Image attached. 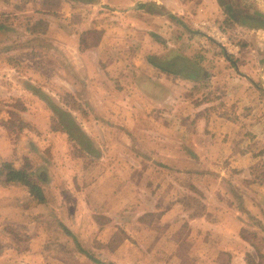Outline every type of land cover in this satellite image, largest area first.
I'll list each match as a JSON object with an SVG mask.
<instances>
[{"label":"crops","instance_id":"1","mask_svg":"<svg viewBox=\"0 0 264 264\" xmlns=\"http://www.w3.org/2000/svg\"><path fill=\"white\" fill-rule=\"evenodd\" d=\"M55 1L58 5L51 6V18L57 22L62 18L68 19L63 24L70 25L67 31L63 26L60 29L59 25H53L58 31L56 41L67 44L73 41L78 44L69 46L58 43L60 46H57V52L61 53L63 61L52 63L51 67L55 71L49 83L51 87L58 84L72 95L76 87L84 89L82 104L90 108L82 111L78 119L74 118L73 111L67 107L64 109L72 114L85 136L90 137L91 142L100 149L99 159L92 163L96 166L95 172L91 171L88 178L82 175L83 172L76 173L71 169L78 168L75 164L66 163L67 168L62 167L65 170L62 173L58 172V165L62 163H49L40 159L34 170L40 171L44 180L38 182L45 199L42 204L36 203L26 192L21 196L9 190L11 187L21 188L20 184L6 185L0 182V218L16 223L21 222L26 213L32 215L31 210H41L39 213L43 214L44 208L52 212L61 207L69 214V223L67 227L64 225L68 231L78 233L82 230L83 233H90L94 228L91 227L92 222L100 224L95 222L96 219L103 220L136 208L137 216L153 218L149 224L151 227H148L147 233H151L148 241L146 244H133L128 239L118 237L110 249L113 251L106 252L107 244H103L101 237H98L95 245L102 259L108 257L114 264H264V227L261 226L264 212H261L254 189L250 187L255 185L251 177L257 163L255 155L259 152L264 154V141L260 135L262 132L246 127L254 123L252 120L255 116L243 114L241 117L238 113L230 116L214 112L216 109L211 107L213 102L207 107L204 105L207 101H202L199 96L187 95L190 89L197 93L205 87L197 86L196 81L180 75L161 72L147 61L148 57L156 56L163 57V63L168 62L172 59L170 56L174 54V49L184 48L179 44L174 45L167 36L172 29H168L172 20L178 21L170 15H182L185 23H194L200 18V15L196 16L199 10L196 8H203L207 1L96 0L90 5L54 0L51 3ZM41 2L36 0L32 5L38 8ZM212 2L208 0V5L215 11L216 6ZM82 5L99 8L100 12L94 13L103 14L106 19H101L110 24L114 23L110 22V18L115 21L130 19L133 24L141 18L146 21V25H143L147 32L141 34L140 39H135L141 45L133 49L128 66H118V57L122 53L103 51L107 49L104 46L108 42L107 36L104 37L105 42L99 34L95 43L88 38L90 35L87 29L97 15L92 17L84 9L81 13L83 18L78 23L73 7ZM28 6L26 0H0V13L2 10L3 13L17 10L13 11V15L21 17L22 9L27 10ZM189 8L191 11L187 12ZM102 10H110V15ZM184 12L188 16L183 15ZM206 19L210 18L206 16ZM74 21L78 23L77 26ZM141 24L142 21L138 29ZM80 27L86 32L77 33ZM132 32H127V37L134 39L135 34ZM119 34L123 33L118 32L114 37H120ZM179 38V42L189 48L182 54L184 57L178 54L180 61L197 59L203 69L212 72L210 81L219 88L216 95H220L222 90L227 91L236 109H247L255 105L261 93L254 87L250 75L241 72L240 67H234V73L226 74L217 71L220 70L217 66L213 68L210 56H214V60L220 58L211 50L209 53L207 39L201 35L188 33ZM245 50L239 48L236 56L240 57ZM190 52L195 54L194 59ZM245 55L242 61L250 60ZM220 56L225 58L223 54ZM254 58L259 60L257 55ZM263 67V63H258L257 70L260 72ZM128 71L132 74L129 78L124 76L126 84L123 85L115 73ZM111 78L118 79L120 86L111 87ZM124 86L127 89L126 97L121 95ZM92 87L100 90L99 96L92 92ZM6 89V82L0 81V102L4 105L9 96L13 95L7 93ZM23 94L27 95L26 92ZM52 95L55 96V93ZM92 105H97L98 110ZM91 109L96 116H93ZM7 115L3 108L0 109V121L7 120ZM93 121L98 124L96 127ZM4 131L8 129L0 124V134L4 135ZM56 132L62 134L68 144L74 143L68 135ZM241 134L246 139H243L240 147L232 146V139ZM110 136L114 138V147L131 156L125 158L120 155L121 158L106 160L108 155L103 150L108 147L107 137ZM249 138H253L252 143L258 144L252 146ZM15 148V139L12 142L4 138L0 142V161L11 162ZM87 179L90 181L85 183ZM231 190L238 193L236 200ZM263 195L264 192L258 194L262 201ZM23 200L28 203L20 205ZM248 216L254 217L261 228L249 230ZM40 246L41 250L33 256L38 259V264L54 263L53 255L46 258L42 250L43 242ZM90 247L88 245L87 248ZM140 248H146L142 257L137 252Z\"/></svg>","mask_w":264,"mask_h":264},{"label":"rangeland","instance_id":"2","mask_svg":"<svg viewBox=\"0 0 264 264\" xmlns=\"http://www.w3.org/2000/svg\"><path fill=\"white\" fill-rule=\"evenodd\" d=\"M35 1L36 0H26V4L29 6L27 7V10L22 9L21 17L13 15V11L17 10H12V13H3L2 10V13H0V66L5 67L0 68V81L6 82L7 93L9 92L10 94H13L6 100L5 105L3 102H0V109L3 108L4 111L9 114V116L7 115V120L0 121V124L2 126L4 125V127L8 129V131H4V135L0 134V142H2L4 138H9L12 142L14 139L16 140V148L13 158L11 162L8 163H12L16 168H21L26 172H31L34 170V166L36 167L38 165L40 159H45L49 163L51 161L54 163H62V165H58V172L62 171V173H65L64 169L67 168L65 165L66 163L75 164V166L79 169L75 167L71 169H73L76 173L78 171L83 172L82 175L85 174L84 177L88 178L91 171L95 172L94 169L96 166L92 163L99 159L100 149L92 142L95 148V153L88 154V157L86 155L87 153L82 151L81 146L78 143L79 141H74V143L77 142L78 144H68L62 134H59L54 130L56 122L52 120L53 111L49 106L50 101L47 102V98H50L52 99V103L56 104L63 110L67 107L69 110L74 112L73 116L76 119H78V115H81L80 113L82 111H85L86 108H90L88 105L84 106L82 104V100H84V89L80 90V86L74 89V92H72L74 95H72L70 91H65L66 89L63 90V88L59 87L58 84L53 83L54 87H51L49 83L51 81V77L54 76V74L52 75V72L55 71V69L51 67L52 63H55L56 60L61 62L63 61L61 53L57 52V46H60L58 43L61 45L67 44L56 41L55 35L58 31L55 27L59 25L60 29L65 27L67 31V26L70 25H67V23L63 24L64 22H67L68 19L62 18L59 22H57V20L51 18V6H57L58 2L55 1V3H51L54 2V0H40L42 1L40 3L41 5L37 8L32 5ZM204 1L207 2L204 3L203 8H199V6L196 8V10L199 9L197 10L198 12L196 16L200 15V18L204 16L205 19L206 16L210 18L211 20H208L219 26L223 32L227 36H230V38L240 48H246V50L241 52L242 55L240 57H238L239 55L236 57L228 55L225 53V49H223L220 44L196 31L192 26L193 23L188 20V22L185 23L182 15L181 17H177V15L171 14L170 17L177 18L178 21H175V19L172 20L170 23L171 27L168 28L172 29L170 33H167V36L172 39V43L174 45L179 44L184 48L174 49L175 52L174 54H171L170 57L172 60H177V63L179 64L181 62L179 56L184 57L182 54L189 49L182 45V43L178 40V38L184 34L187 35L188 33H197L207 39L206 43L209 44V51L211 50L212 52H215L220 58V60L215 59V61L213 59L214 56H210V62L214 64L213 68L217 66L220 69L217 71H221L223 74H226L230 72L234 73V67H240L241 72L244 74L247 73L246 75H250V77L254 80V87L258 88L261 94L258 96L259 98H257L255 105L247 107V109H236L237 107L231 101L227 91L222 90L220 95H216L219 88L215 87L216 85H214V83H211L212 81L210 80L213 74L212 72H208L209 76L205 79L204 83L197 84V86L200 85V87L205 88L202 90L200 89V91L198 90L197 93L195 90L190 89L187 95L192 97L193 95L199 96V99L202 101H207L204 103L207 107H210V103L213 102L211 106L212 109H216L214 112L218 111L220 114H230V116H232L233 114L238 113L241 117L243 114L255 116V119L252 120L254 123L252 122L248 124V126L246 125V127L258 129L263 133L264 67L260 72L257 68L258 63L264 64V28L244 26L238 23V21L234 18V14L243 13L247 17H255L257 20L264 23V0H211L213 1L212 4L216 6L215 11L210 9L208 0H202V2ZM73 8L76 13V20L79 21L78 23H80L83 18L81 13L84 9L87 13L92 15V17L97 15L94 17L96 18L95 21H92L91 25H89V29H87V32L90 35L88 38L95 43L98 39L96 36L99 34L105 42L104 37L107 36L108 42L104 45L107 49H103V51L106 50L110 54H115V52L117 54L122 53V56L118 57L120 58L118 59V66H128L129 58L132 55L133 49H138L141 45L140 42L136 40H138V37L139 39L141 38V34L147 32L144 26L146 25V21L141 18L139 22L133 24L134 22H131L130 19L115 21L110 18V22H114L113 24H110L104 21V19H101L104 17L103 14L99 15L98 13H94L100 12L99 8L92 9V6L84 7L83 5L75 6ZM196 10L193 9L195 12ZM109 11L110 10H102L101 12H106L110 15ZM190 11L191 10L189 8L187 12ZM63 14H65V12H63ZM183 15L187 14L184 12ZM111 17L114 16L111 15ZM200 18H198V20ZM56 19H58V17ZM141 21L142 24L138 29L137 26ZM78 23L74 21L76 26ZM143 23L145 24L143 25ZM53 25L55 27H53ZM85 27L86 26H83V28ZM142 27L143 29H141ZM83 28H77V33L82 34L83 32H86L82 30ZM110 30L113 31L111 33H107V31ZM131 31L135 34L134 39L127 37V32ZM118 32L123 34H119L120 37H114ZM77 44V42L71 41L68 42L67 45L76 46ZM256 48L260 49H257L256 51ZM211 51L209 53H211ZM224 53L226 54L225 56ZM221 54H223L225 58H222V56H220ZM244 54H246L245 56L248 58L250 57V60L242 61L241 58L244 57ZM190 55L191 58H193L195 54L190 52ZM256 55L259 57V60L257 61L254 58ZM157 60H159L158 62H163V57H157ZM187 61L189 60L187 59ZM195 61L197 64L199 63V60L197 59L189 62L196 63ZM129 71L115 73L123 85L126 84V80L124 78L132 74ZM59 75L61 76V74ZM118 79L115 80L114 78H111V82L109 81L110 86L113 88H115L116 85L120 86ZM96 83L99 87V83ZM57 87H59V89ZM213 87L218 89L216 90ZM122 90L124 91H121V95L126 97L125 90L127 89L125 86ZM99 91L100 90H98L97 87H92V92H95L96 96H99ZM24 92H26L27 95H24ZM52 93H55V96L52 95ZM87 93L88 91H86V96ZM218 99H221V101ZM92 107L98 110L97 105H92ZM91 112H94V110L91 109ZM93 116H96L95 112L93 113ZM78 123L77 125L79 126ZM92 124H94L95 127L98 125L94 121ZM79 128L81 129L80 126ZM262 133L260 135L262 136L261 139L264 141V135ZM87 138L92 141L90 137ZM107 138L108 147L103 150L105 154L108 155L106 160H112L114 157L117 159L120 155L123 157L125 156V158L131 156L128 152H124L123 150L114 147L115 142L112 136ZM243 139L245 140L246 137L242 136V134L239 137L233 138L231 142L232 146L234 145L235 147H240ZM249 139L252 146L258 144L252 143L253 138ZM98 141L100 140L98 139ZM103 141L105 140L103 139ZM224 141L226 140L224 139ZM255 141L259 142L258 140ZM256 148L257 147L254 149ZM40 149L41 151H39ZM255 156V161L257 163L254 165L255 169L251 172V177L253 178L252 181L255 185L252 184L250 187L251 189H254L261 212H264V201L259 199L261 196H258V194L264 192V154L259 152L256 153ZM62 167H64L63 170ZM58 177L61 178L59 174ZM87 181L90 180L87 179L85 183H87ZM19 187L21 188L11 187L9 190L21 196H24V192L28 193L25 187ZM230 188L231 187H229V190ZM239 190L240 189H238V191ZM231 193H233L234 200H236L238 193L233 190H231ZM262 197L264 198V195ZM26 201L27 200H23L20 205L27 204L28 201ZM29 210L30 209H28V211ZM137 210L138 209L133 208L130 211H124L125 213L120 215L112 216L110 218L106 217L104 218L105 222L104 219H96L95 222L98 221L102 225L98 223L94 224L92 222L91 227L94 228L90 233H83L82 230L78 233H71L68 231L64 225L66 226V224L69 223V214L67 210H64V208L61 207H59L57 211L52 212H49L44 208V211H42L43 214L39 213L41 210H31L30 212L32 215H28L26 213L23 220L21 222L15 221L16 223L6 219L4 221L0 218V246L2 248L0 251V264H38V259H34L33 256L36 255L37 251L41 250L40 244L42 242V250L45 253V256H47L46 258L49 259V256L53 255L55 261L54 263L47 262V264H66V262L68 264H88V262L94 264V262L91 261L87 255L80 252L81 250L97 260L99 264H114L108 259V257H106L105 260L101 258V255H98L100 253L96 250L95 242L98 237H101L100 241H102L103 244H107V248L105 249L106 252L113 251L110 249L116 244L115 242L119 238L128 239V241L133 244H146L148 237L150 236L149 234H151L147 233L148 227H151L149 224L153 218H147L145 215L137 216ZM248 217L246 218L247 224L249 225L248 227L250 228L249 230L252 231L253 228H261V226L264 227V221L263 224L259 226L254 217ZM81 226L82 224L80 227ZM88 245L91 247L87 248ZM145 249L146 248H140L137 251L140 257L145 255Z\"/></svg>","mask_w":264,"mask_h":264},{"label":"trees","instance_id":"3","mask_svg":"<svg viewBox=\"0 0 264 264\" xmlns=\"http://www.w3.org/2000/svg\"><path fill=\"white\" fill-rule=\"evenodd\" d=\"M70 3L76 4H91L95 3L96 0H65ZM263 23L257 22V27H262ZM243 25V24H242ZM245 26V25H244ZM249 27L252 25L249 23ZM149 64L153 67L159 69L161 72H165L168 75L182 76L187 80L196 81V83H204L205 79L209 76L208 72L203 69L199 64L191 63L185 60V62L177 63V60H169V62H158L156 56H151L147 58ZM186 64V65H185ZM179 65V66H178ZM49 102V106L53 111L52 120L56 122L55 131L64 133L68 135V137L72 141H79V145L81 146L82 151L87 154H93L94 146L90 140L85 136L83 131L77 125L75 119L72 114L66 110H63L56 104L52 103V99L47 98V102ZM82 141V142H80ZM77 143V142H75ZM77 143V144H78ZM43 177L40 171L32 170L31 172H26L24 169L16 168L12 163L8 164L5 162H0V182L3 184H20L25 187L30 195V197L38 204H42L45 202L42 189L39 186L38 182H43ZM2 250L0 246V251ZM80 252L87 255V257L94 262V264H99L97 260L89 256L86 252L81 250Z\"/></svg>","mask_w":264,"mask_h":264},{"label":"built area","instance_id":"4","mask_svg":"<svg viewBox=\"0 0 264 264\" xmlns=\"http://www.w3.org/2000/svg\"><path fill=\"white\" fill-rule=\"evenodd\" d=\"M192 26L196 31L220 44L228 55L235 57L239 53L240 47L219 26L215 25L214 22L203 19L194 22Z\"/></svg>","mask_w":264,"mask_h":264},{"label":"flooded vegetation","instance_id":"5","mask_svg":"<svg viewBox=\"0 0 264 264\" xmlns=\"http://www.w3.org/2000/svg\"><path fill=\"white\" fill-rule=\"evenodd\" d=\"M234 18L238 21V23L243 24L245 26H248V24L250 23L252 27H257V22L260 23V21L257 20L255 17H247L243 13L234 14Z\"/></svg>","mask_w":264,"mask_h":264},{"label":"water","instance_id":"6","mask_svg":"<svg viewBox=\"0 0 264 264\" xmlns=\"http://www.w3.org/2000/svg\"><path fill=\"white\" fill-rule=\"evenodd\" d=\"M262 27H260V28H264V23L261 25Z\"/></svg>","mask_w":264,"mask_h":264}]
</instances>
